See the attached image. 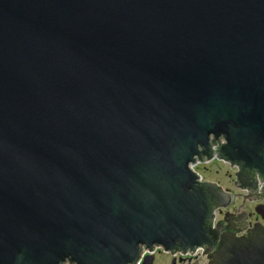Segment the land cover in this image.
Here are the masks:
<instances>
[{"label": "water", "instance_id": "1", "mask_svg": "<svg viewBox=\"0 0 264 264\" xmlns=\"http://www.w3.org/2000/svg\"><path fill=\"white\" fill-rule=\"evenodd\" d=\"M214 158L262 196L264 0H0V264H264Z\"/></svg>", "mask_w": 264, "mask_h": 264}, {"label": "flooded vegetation", "instance_id": "2", "mask_svg": "<svg viewBox=\"0 0 264 264\" xmlns=\"http://www.w3.org/2000/svg\"><path fill=\"white\" fill-rule=\"evenodd\" d=\"M235 172L236 168L234 169V179L232 181L233 188L224 187L220 184L225 191L232 193L233 199L228 209H218L216 211L217 220H224L225 213L230 211L234 215V218L248 217L250 227H253L257 223L264 226V190L262 196L253 194L250 198L246 197V191L242 190L244 184L236 181ZM262 179L257 172H254L251 173L247 183L253 185L261 183L264 185V179ZM232 226L240 227L236 223H232ZM215 251L216 249L171 250L157 248L152 251L142 249L138 259L132 264H212V254ZM63 264L74 263L66 261Z\"/></svg>", "mask_w": 264, "mask_h": 264}, {"label": "rangeland", "instance_id": "3", "mask_svg": "<svg viewBox=\"0 0 264 264\" xmlns=\"http://www.w3.org/2000/svg\"><path fill=\"white\" fill-rule=\"evenodd\" d=\"M195 169L201 174L203 180H210L221 184L224 187L233 188L234 169L228 163L214 158L208 163H199Z\"/></svg>", "mask_w": 264, "mask_h": 264}, {"label": "built area", "instance_id": "4", "mask_svg": "<svg viewBox=\"0 0 264 264\" xmlns=\"http://www.w3.org/2000/svg\"><path fill=\"white\" fill-rule=\"evenodd\" d=\"M193 168L195 169V165L193 166ZM262 184L259 183V187L261 188ZM217 221V219L215 218V222Z\"/></svg>", "mask_w": 264, "mask_h": 264}]
</instances>
